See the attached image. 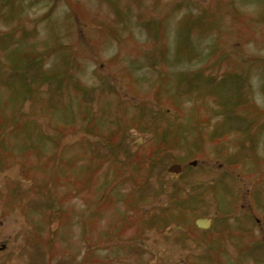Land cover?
<instances>
[{
  "label": "rangeland",
  "instance_id": "obj_1",
  "mask_svg": "<svg viewBox=\"0 0 264 264\" xmlns=\"http://www.w3.org/2000/svg\"><path fill=\"white\" fill-rule=\"evenodd\" d=\"M257 109L264 0H0V264H264Z\"/></svg>",
  "mask_w": 264,
  "mask_h": 264
},
{
  "label": "trees",
  "instance_id": "obj_2",
  "mask_svg": "<svg viewBox=\"0 0 264 264\" xmlns=\"http://www.w3.org/2000/svg\"><path fill=\"white\" fill-rule=\"evenodd\" d=\"M43 58V55H39L38 52L36 53H33L27 60V66L28 68H30L29 66H38L39 64H41V60ZM41 59V60H40ZM72 64L75 65L76 64V61H72ZM17 69L15 70V68L11 69V72L9 74V76L6 77L5 79V82H6V85L14 92V98L17 97V99H21V97H23L24 95H26L27 93H30L31 92V89L33 90V86L31 85V89H30V85L28 82L26 83H20L16 80V74L17 72L22 71L23 72V69L22 68H19V66L17 65ZM14 73V74H13ZM63 78V77H62ZM65 78V76H64ZM54 80H57L61 83V79L59 77H56V78H53ZM59 83V84H60ZM23 95V96H22ZM23 101L22 100H19V102H17L18 104L19 103H22ZM8 103V101H6L5 105L2 106V110H4V108L6 107V104ZM258 110V109H257ZM17 111H22L21 109H18L16 110ZM259 111V110H258ZM260 113H263L264 111L263 110H260L259 111ZM258 112V113H259ZM241 117H244L245 119H250V118H246V116H243L241 115ZM254 118V117H253ZM95 119V118H94ZM12 121V122H11ZM250 122V124L247 126V127H252V126H256V119H253L252 121L251 120H248ZM24 122V121H23ZM23 122L19 123V125H17L16 123H14V121L12 119H10L9 117L6 118H3L1 119L0 118V140H3V138H5V130L8 126H17L18 128V131L21 129V127H23ZM90 123L88 124L89 127L88 129L89 130H92V131H95V129H98V126L96 123H93L91 120L89 121ZM23 123V124H22ZM12 124V125H11ZM26 127V126H25ZM92 128V129H91ZM97 132V131H95ZM28 151H37L38 153H41L43 152V150H41L40 146H32L30 145L28 148H27ZM11 155L12 153L11 152H6L5 149H3V146H2V141H0V166L1 168H4L5 166H9L8 164H6V161L8 160V156ZM42 154V153H41ZM56 157V156H55ZM54 157V158H55ZM51 158L53 157H50L49 160L51 162H53L51 160ZM48 161L46 164H49ZM57 168V166H56ZM58 177V176H57ZM41 186V185H40ZM60 212V210H59ZM58 215V212L56 213Z\"/></svg>",
  "mask_w": 264,
  "mask_h": 264
},
{
  "label": "water",
  "instance_id": "obj_3",
  "mask_svg": "<svg viewBox=\"0 0 264 264\" xmlns=\"http://www.w3.org/2000/svg\"><path fill=\"white\" fill-rule=\"evenodd\" d=\"M192 164L196 165L197 161H193ZM169 170L172 172L180 173L183 170V166H182V164L174 163L173 165H171ZM197 224L200 227L207 228L211 224V219L210 218H200L197 220Z\"/></svg>",
  "mask_w": 264,
  "mask_h": 264
}]
</instances>
